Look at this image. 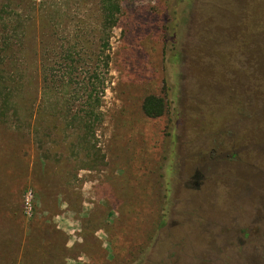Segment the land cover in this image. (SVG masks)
Listing matches in <instances>:
<instances>
[{
	"label": "rangeland",
	"instance_id": "1",
	"mask_svg": "<svg viewBox=\"0 0 264 264\" xmlns=\"http://www.w3.org/2000/svg\"><path fill=\"white\" fill-rule=\"evenodd\" d=\"M190 1L0 0V264H264V0Z\"/></svg>",
	"mask_w": 264,
	"mask_h": 264
},
{
	"label": "trees",
	"instance_id": "2",
	"mask_svg": "<svg viewBox=\"0 0 264 264\" xmlns=\"http://www.w3.org/2000/svg\"><path fill=\"white\" fill-rule=\"evenodd\" d=\"M201 2H202V0H191L189 2V8L195 9V10H200ZM219 7H220V5H219ZM197 14H199V11H198ZM111 17L112 18L114 17L112 12H111ZM189 21H190V17H188V19L186 20L185 27L188 26V24H189L188 22ZM1 51H2V49L0 50V52ZM69 58H70V60L72 59L71 57H68V59ZM16 59H17V57H15V59L10 58L9 60H14L15 61ZM0 62H2V63L5 62L4 57H2V55H0ZM1 80H0V82H1ZM249 110L250 109H248V110H246V109L240 110V115L245 117V118H247V119L255 118L256 120L257 119L260 120L262 118L261 115H259L260 113L256 114V113L252 112L250 114ZM144 111H145L146 115L149 116V117L156 118V117L161 116L164 113L163 101L155 99V98H151V99L147 100L146 104L144 106ZM232 229H234V228H232ZM235 231H236V229H235ZM219 235H221V234H219ZM234 250H235L236 255H239L241 257L243 256L245 251H247L245 248H243L241 246H238V245H235ZM217 260H221V262H222V259H217ZM195 263L196 264H209V263H212V261H208V263L207 262L204 263L203 261H196ZM222 264H225V263L222 262Z\"/></svg>",
	"mask_w": 264,
	"mask_h": 264
}]
</instances>
